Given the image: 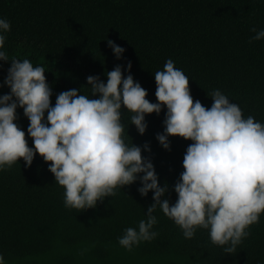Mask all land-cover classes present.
I'll use <instances>...</instances> for the list:
<instances>
[{"label": "trees", "instance_id": "trees-1", "mask_svg": "<svg viewBox=\"0 0 264 264\" xmlns=\"http://www.w3.org/2000/svg\"><path fill=\"white\" fill-rule=\"evenodd\" d=\"M0 17L10 22L4 42L9 58H28L44 67L52 89L50 104L68 88L89 94V74L106 81L105 72L116 64L127 74L124 65L129 61L134 81L155 102L153 73L171 58L188 76L193 101L210 106L208 94L218 88L238 104L242 116L264 123V37L250 39L253 29L264 28V0H0ZM109 39L123 47L119 58ZM10 63L0 60V94L9 92L3 80ZM165 110L162 106L159 114L146 113V129L140 134L122 105V135L151 160L158 184L168 185L165 196L171 204L177 195L172 185L192 141L171 135L169 149L160 145L156 133L163 130ZM16 114L14 122L32 146L22 107L17 106ZM48 163L34 153L27 167L20 157L0 169L4 264H264V210L233 252L225 253L224 246L210 241L207 229L197 227L186 238L157 207L152 226L157 235L127 250L117 237L145 218L152 190L141 196L137 179L94 207H65L63 186L55 182Z\"/></svg>", "mask_w": 264, "mask_h": 264}, {"label": "clouds", "instance_id": "clouds-1", "mask_svg": "<svg viewBox=\"0 0 264 264\" xmlns=\"http://www.w3.org/2000/svg\"><path fill=\"white\" fill-rule=\"evenodd\" d=\"M9 28L10 22L0 17V60L11 61L3 80L9 92L0 94V169L20 157L27 167L34 153L40 154L50 161L47 167L55 182L63 186L64 206L80 210L94 207L106 195H114L117 187L139 179L137 191L143 196L151 189L152 202L137 227L123 229L117 237L119 245L131 250L153 239L157 235L153 212L159 207L184 237H192L197 227L204 228L213 244L232 253L248 235V225L257 222L264 210V123L252 115L242 116L238 104L218 88L208 94L210 106L193 101L188 76L174 67L171 58L153 73L155 102L146 99L147 90L134 81L129 61L124 65L127 74L122 75L120 64L105 72L106 81L89 74V94L68 88L50 104L52 89L44 67L28 58H9L4 50ZM253 31L250 39L264 37V28ZM107 43L119 58L123 47L111 39ZM122 105L140 134L146 129L145 114H159L165 107L163 130L156 133L163 148L169 149L171 135L192 141L183 154V170L172 185L177 194L173 203L165 196L167 183L158 184L153 163L142 156L141 146L126 142L122 135ZM17 106L29 121L32 146L14 122ZM143 148L149 149L147 142ZM0 264H4L2 256Z\"/></svg>", "mask_w": 264, "mask_h": 264}]
</instances>
